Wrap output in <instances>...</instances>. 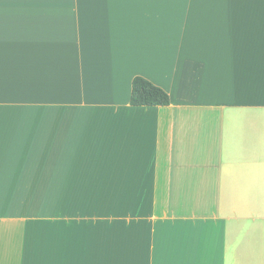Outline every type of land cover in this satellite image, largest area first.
Masks as SVG:
<instances>
[{"label":"crops","instance_id":"obj_1","mask_svg":"<svg viewBox=\"0 0 264 264\" xmlns=\"http://www.w3.org/2000/svg\"><path fill=\"white\" fill-rule=\"evenodd\" d=\"M0 264H264V0H0Z\"/></svg>","mask_w":264,"mask_h":264},{"label":"trees","instance_id":"obj_2","mask_svg":"<svg viewBox=\"0 0 264 264\" xmlns=\"http://www.w3.org/2000/svg\"><path fill=\"white\" fill-rule=\"evenodd\" d=\"M130 105L132 107H167L169 95L142 77H135L131 83Z\"/></svg>","mask_w":264,"mask_h":264}]
</instances>
